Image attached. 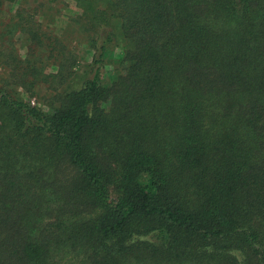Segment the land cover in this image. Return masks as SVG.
Segmentation results:
<instances>
[{
	"label": "trees",
	"instance_id": "obj_1",
	"mask_svg": "<svg viewBox=\"0 0 264 264\" xmlns=\"http://www.w3.org/2000/svg\"><path fill=\"white\" fill-rule=\"evenodd\" d=\"M66 3L84 75L0 47V264H264V0Z\"/></svg>",
	"mask_w": 264,
	"mask_h": 264
},
{
	"label": "rangeland",
	"instance_id": "obj_2",
	"mask_svg": "<svg viewBox=\"0 0 264 264\" xmlns=\"http://www.w3.org/2000/svg\"><path fill=\"white\" fill-rule=\"evenodd\" d=\"M66 4V0H0V47L4 48L2 46L4 44L5 52L7 48H11V55L15 54L18 59L29 58L30 65L40 69L39 74L42 75L48 71H56L58 67L56 61L52 62L54 56L51 58L48 56L52 53L48 45L49 40L43 33L57 35L69 45L70 52L75 54L76 59L72 63L73 72L79 76L84 75L88 69L92 49L87 47L85 41L77 38L71 26L73 21H70L74 9ZM29 18V22L26 23L25 20ZM20 23H24L25 27L30 26L41 36V41L37 42L28 31L21 28ZM115 51L119 54L118 47ZM8 60L10 63H0V86L17 88L22 96L29 97L32 103L39 104L41 102L39 97L29 96L22 88V83L17 81L19 72L23 71L25 60L14 68L15 59L8 57ZM50 78L48 76V79ZM43 84L41 82L40 88L45 92L47 89H44ZM48 88L51 90L50 87Z\"/></svg>",
	"mask_w": 264,
	"mask_h": 264
}]
</instances>
